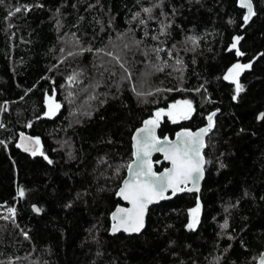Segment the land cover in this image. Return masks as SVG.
I'll use <instances>...</instances> for the list:
<instances>
[{"label": "trees", "instance_id": "trees-1", "mask_svg": "<svg viewBox=\"0 0 264 264\" xmlns=\"http://www.w3.org/2000/svg\"><path fill=\"white\" fill-rule=\"evenodd\" d=\"M252 3L242 29L236 0L0 2V264H255L264 251V0ZM18 6L30 11L9 16ZM164 61L169 67L157 71ZM236 63L251 65L238 96L223 79ZM77 67L87 74L69 84ZM49 96L61 108L44 118ZM177 100H190L194 112L164 119L161 138L196 130L219 110L201 193L152 206L138 236H110L132 135ZM21 132L40 139L47 160L16 148ZM9 207L14 217L4 214Z\"/></svg>", "mask_w": 264, "mask_h": 264}, {"label": "snow or ice", "instance_id": "snow-or-ice-1", "mask_svg": "<svg viewBox=\"0 0 264 264\" xmlns=\"http://www.w3.org/2000/svg\"><path fill=\"white\" fill-rule=\"evenodd\" d=\"M2 2V0H0ZM240 7L247 9V14L243 16V20L247 23L254 15L252 0H240ZM30 11L27 6L16 7L14 12H10L9 16L15 15L21 11ZM144 12H151L150 8H145ZM139 15V13H137ZM143 23V21H141ZM157 39V37H153ZM194 44L197 43L195 37H188ZM241 37H236L235 42L232 44L231 49H236V55H243L237 48V44ZM139 43V42H137ZM127 47V45H125ZM230 49V50H231ZM84 51H92L91 48ZM99 51V50H98ZM153 51L156 53L157 60L160 59L159 54L164 51L163 48H155ZM77 53L69 52L68 55H75ZM112 56L120 67L128 72V69L123 63L120 62L118 56H113L111 52L105 53ZM147 55V54H146ZM168 57H172V52L167 53ZM177 65L182 63L181 60L175 61ZM169 67L167 61L163 62L162 66L156 67L157 71H164V68ZM250 64L236 63L232 65L223 76L225 81H230L235 85L236 95L238 96L244 89L239 83V75L245 70L250 68ZM179 70V69H177ZM79 74H74L68 78L69 84L77 80ZM128 78H131L129 73ZM135 91V88H133ZM138 96L143 93H137ZM234 99L236 97H233ZM47 112L46 116L49 118L56 115L60 110L61 104L55 99V96L47 98ZM194 112L193 104L190 100H177L175 103L170 104L167 110L158 109L152 118L143 122V127L138 129L133 136V161L127 165L129 176L123 181V185L116 193L123 201L127 202L129 207L117 206L115 211L111 214L112 232L116 233L120 230L125 232H139L144 227V216L147 212L148 206L152 203L159 202L160 200L170 199L167 195L170 191L172 196L177 193L188 191H199V182L204 176V165L206 163L202 150L205 147V136L214 127L213 117L216 115L213 112L207 117V127L201 128L198 131L182 130L176 133V139L169 140L167 137L160 139L156 135V129L159 127L161 120L166 116L172 123H178L181 120H188ZM260 119H264V113L260 114ZM2 126V125H0ZM31 127V125H28ZM18 148L23 149L25 152H30L33 156L41 155L47 160L41 149L40 139L25 136L23 133L20 135V143L16 145ZM153 152H163L164 159L171 163V167L165 169L161 173L153 170L152 154ZM52 163L51 160H48ZM191 184V187L188 185ZM25 192L22 188L18 189V196L24 197ZM33 210L37 213L41 211L40 208L34 207ZM9 215L14 217L16 209L9 207L7 209ZM201 211V204L197 200L196 206L189 210L190 221L187 224L189 230H195L199 224V217ZM6 216L4 219H8ZM223 228H227L225 223ZM259 264H264V255L261 256Z\"/></svg>", "mask_w": 264, "mask_h": 264}, {"label": "water", "instance_id": "water-1", "mask_svg": "<svg viewBox=\"0 0 264 264\" xmlns=\"http://www.w3.org/2000/svg\"><path fill=\"white\" fill-rule=\"evenodd\" d=\"M236 2H237V7H238L240 10H242V11L244 12V15H246V14H247V9H243V8L240 7V0H236ZM252 4H253V3H252ZM253 10H254V6H253ZM254 12H255V11H254ZM251 19H252V18H251ZM251 19H250L247 23H245L244 20H243V26H242V29H244V28L250 23ZM165 110H167V108H165ZM214 112L216 113V115L213 117V121H214L215 117L219 114V110H216V111H214ZM212 113H213V112H212ZM212 113H210L209 115H211ZM154 114H155V113H154ZM154 114H153V115H154ZM209 115H208V116H209ZM208 116H207V117H208ZM46 117H47V116H45L44 118H46ZM152 117H153V116H152ZM152 117H150V118H152ZM207 117L205 118V121H206V122H205V125H203L202 127L198 128V129H196V130H190V129L182 128V129L178 130L176 133H178V132H180V131H182V130H190V131L195 132V131H198V130L201 129V128L207 127V124H208ZM150 118H148V119H150ZM166 118H167V117L165 116V117L161 120L159 127L156 129V135H157L160 139H164V138H165V137H164V138H161V137L159 136V129H160L161 123H162V122L164 121V119H166ZM259 119H260V118H259ZM146 120H147V119H146ZM142 127H143V123H142V125H141L139 128H137V129L135 130V132H134L133 135H132V139H131V143H132V153H133V151H134V148H133V144H134L133 136L135 135L136 131H137L138 129L142 128ZM212 129H213V128H212ZM21 133H23L25 136L33 137V136H31V135H29V134H27V133H24V132H21ZM21 133H19V135H18V137H17L16 145L20 143V135H21ZM208 135H209V133H208V134L205 136V138H204V141H205V147H204L203 150H202V154H203V156H204V151H205V149H206V139H207ZM33 138H35V137H33ZM167 138H168V137H167ZM168 139L174 141V140L176 139V134H175V136H174L172 139H170V138H168ZM16 148H17L22 154H24V155H27V156H33L30 152H25V151H23V149L18 148L17 146H16ZM38 155H39V154H38ZM36 156H37V155H36ZM155 157H159V160H155ZM133 159H134V157L132 156V160H131V162L133 161ZM151 159H152V162H153V170H154V171H156V168H155V167L158 166V165L165 164V165L167 166L166 168H164L163 170H161V171H159V172L156 171L157 173H161V172H163L165 169L171 167V163H170L169 161H167V160L164 159V154H163V152H153ZM204 159H205V156H204ZM205 161H206V160H205ZM131 162H130V163H131ZM205 166H206V163H205V165H204V176H203V179H201L200 182H199V191H198V192H196V191H192V192L184 191V192L177 193L175 196H172V195H171V192L169 191V192L167 193V195L171 197L170 199L160 200L159 202L152 203V204H150V205L148 206L147 212L145 213V216H144V227H143L139 232H131V233H129V232H125V231H123V230H120V231H118V232H116V233H113V232H112V224H113V221H112V219H111V214L115 211V209H116V208H115V209L113 210V212L110 214V222H111V224H110L109 235H110V236H116V235H118V234H123V235H125V236H138V235H140V234L145 230V227H146V219H147V216H148V211H149V209H150L152 206H156V205H158V204H160V203H162V202L172 200V199H174L175 197L180 196V195H183V194L196 195L197 197H199V195H200V193H201V190H202L203 182H204V180H205ZM128 176H129V173H128V170H126V175H125V178L123 179V181H124L125 179H127ZM123 181H122L120 187L123 185ZM120 187H119V188H120ZM188 187H191V184H189ZM118 190H119V189H118ZM117 192H118V191H117ZM116 197H117V199H118V200L121 202V204H122V205H119V206H122V207H129V206H130V205L127 204V202L123 201L119 196L116 195ZM33 208H34V207H33ZM34 212H35V211H34ZM35 213H37V212H35ZM262 255H264V251L260 254V256H259V258L256 260L255 264H259V260H260V258H261Z\"/></svg>", "mask_w": 264, "mask_h": 264}, {"label": "rangeland", "instance_id": "rangeland-1", "mask_svg": "<svg viewBox=\"0 0 264 264\" xmlns=\"http://www.w3.org/2000/svg\"><path fill=\"white\" fill-rule=\"evenodd\" d=\"M74 74H79L77 76V80L75 81L76 83H80L84 80L86 74H87V71L84 67H77V68H74L73 69V72H72V76ZM240 76V75H239ZM239 78V77H238ZM230 82V81H229Z\"/></svg>", "mask_w": 264, "mask_h": 264}, {"label": "built area", "instance_id": "built-area-1", "mask_svg": "<svg viewBox=\"0 0 264 264\" xmlns=\"http://www.w3.org/2000/svg\"><path fill=\"white\" fill-rule=\"evenodd\" d=\"M7 209H8V208H7ZM7 209H5L6 213H4V214H8V215H9ZM3 212H4V211H0V213H3ZM9 216H10V215H9Z\"/></svg>", "mask_w": 264, "mask_h": 264}]
</instances>
